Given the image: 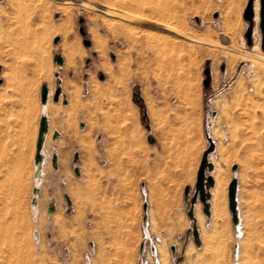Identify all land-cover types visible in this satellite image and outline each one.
Instances as JSON below:
<instances>
[{
  "label": "rangeland",
  "instance_id": "374dc122",
  "mask_svg": "<svg viewBox=\"0 0 264 264\" xmlns=\"http://www.w3.org/2000/svg\"><path fill=\"white\" fill-rule=\"evenodd\" d=\"M87 1L140 13L211 42L236 32L239 49L264 55L256 14L260 0H254L253 21L245 18L251 0ZM75 3L43 0L36 9L0 0V264H264V67L234 63L224 49L125 20L118 19L122 26L113 23L125 35L109 31L113 18ZM66 4L71 9H63ZM135 28L139 39L129 35ZM153 33L163 39H151ZM57 55L63 65L54 61ZM45 85L50 96L42 104ZM57 89L61 95L54 101ZM136 89L144 118L134 101ZM147 105L153 107L165 154L160 176L149 167L148 183L135 189L124 163L126 147L141 149L136 118L146 130ZM42 116L50 131L39 183L34 174ZM209 124L219 145L211 160L215 185L217 171L223 174L225 210L218 222L197 210L194 218L200 213L205 225L198 223L196 240V223L187 215L184 228L163 229V222L174 226L179 218L158 214L160 206L175 201L159 193L173 191L169 171L192 158L198 143L191 139L198 133L204 134L202 148L210 149ZM64 154H69L68 176L61 171ZM234 177L242 235H235L229 210ZM159 179L165 182L157 184ZM190 200L184 202L186 212ZM151 247L157 249L153 257Z\"/></svg>",
  "mask_w": 264,
  "mask_h": 264
},
{
  "label": "crops",
  "instance_id": "0c3cea01",
  "mask_svg": "<svg viewBox=\"0 0 264 264\" xmlns=\"http://www.w3.org/2000/svg\"><path fill=\"white\" fill-rule=\"evenodd\" d=\"M258 7V8H257ZM261 2H257L256 3V14L257 17L261 20ZM260 14V15H259ZM147 116L148 118H150L149 121V126L146 128H144L141 120L139 118H136V125H137V130L139 133H141V149L138 150L136 148V145H131L130 147H126V159H125V164H126V170H127V175L129 177V181L131 180L133 186L137 185H146L147 182V174H148V169L149 167L151 168V173L153 170V175H155L156 177L160 176L161 173V163H160V158L162 157V155L164 156L165 154V147H163V144L160 143L159 141V133L157 131V123L155 121V118L153 117L154 111H153V107L148 106L147 105V110H146ZM213 117H218V114L216 111H214L212 113ZM47 118V122H49L48 117ZM209 127L211 128V134H206V138L207 141L209 143L208 147H215V150L209 154L208 156V160L210 161V163H212L211 160V156L217 152L218 150V142L216 141V137H214L213 135V131L212 129L214 128L213 126H211L209 124ZM50 131V122H49V130ZM149 134H152L153 136H155L157 140V142H152V139H149ZM47 135V134H46ZM61 135V131H56L55 133H53V136L55 138V140L59 139ZM46 140V139H45ZM151 141V142H149ZM203 141H204V134L198 133L196 135V137H194L193 139H191V142L196 144L198 143V145L196 144L195 151L191 152V157L192 158H188L187 161H184L182 165H175L173 166V172L169 171V175H173L174 178L173 180L176 182L175 187L172 189V192H160L159 194H164L166 196L161 197L163 200L168 199V200H174L170 203H168V206L164 208V206H160V211L158 212V214H165V215H177V217L179 218V221L177 223H174V226H169L171 225V223L168 222H163L164 225H167V227H164L163 229H180V228H184L186 226V215L188 216L189 211L191 209H193V214L195 215V213L197 212V210L199 209L200 211H202L204 213V203H201V201L199 200V198L195 201V204H192V200L195 197V195L197 194V189H196V185L199 179V172H200V168H201V164H202V159L204 154L208 151L205 147L202 148L201 145H203ZM37 154V152H36ZM56 157V165L59 168V162L61 160V157L59 156V154L53 155L52 156V163H53V157ZM64 157L66 158L63 163H62V174H64L65 176H68V174L70 173V170L68 169V164L67 159L69 158V154H64ZM36 158V155H35ZM214 168L211 171H206V175L207 177H213L214 179V185L211 186L210 189V193H211V200L209 201L210 203V211L212 213V217H213V211H214V200H213V195H214V191L216 190V186L218 183L221 182L222 178H223V174H221V170L217 171V183L215 185V175L213 174L216 171V164L212 163ZM36 165V164H35ZM237 167V166H234ZM233 167V168H234ZM76 172H78V170H76ZM35 175V174H34ZM65 179H67V177H65ZM68 180V179H67ZM157 182V184H161L163 183L164 180L159 179V180H155ZM165 182V181H164ZM70 183V180L68 181V184ZM68 184L66 185V188L68 189ZM134 189V190H135ZM189 189V193L188 195L186 194V191ZM223 192V191H222ZM158 194V195H159ZM222 195L223 193H221V200L223 203V199H222ZM136 197V196H135ZM188 198H191L190 200V208L188 210V212L185 211V200H187ZM136 200L139 201V199L136 198ZM224 204L223 203V208H224ZM145 209L146 207L149 209V211L152 209L151 205H144ZM167 209V210H166ZM205 214V213H204ZM199 215V217H198ZM200 213L197 214V218H195L194 220L190 217V220L194 221L196 223V226L200 225V223L202 222V220L204 221V225H205V218L204 217H200ZM206 215V214H205ZM211 215V214H210ZM202 216V215H201ZM207 216V215H206ZM210 217V216H207ZM204 218V219H203ZM214 221L215 217H213ZM201 226V225H200ZM171 227V228H170ZM202 227V226H201ZM138 246V245H137Z\"/></svg>",
  "mask_w": 264,
  "mask_h": 264
},
{
  "label": "water",
  "instance_id": "95a60500",
  "mask_svg": "<svg viewBox=\"0 0 264 264\" xmlns=\"http://www.w3.org/2000/svg\"><path fill=\"white\" fill-rule=\"evenodd\" d=\"M71 1L82 2V3H84V5L86 7H89L90 9H92L94 11L97 10L99 12H102L108 16L111 15V16L117 17V18H122V16H123V14H121L118 11L108 9L105 6L98 5L96 3L93 4L87 0H71ZM260 2H261V11H260L261 23H260V27L263 29V34H264V0H260ZM253 3H254V0H251L248 8L245 11V18L248 19L249 21H253V19L255 17V14L253 11ZM132 22H134L136 24H141V25H144V26H147L150 28H155L157 30H160V31H163L166 33L169 32V33L174 34V35H176L182 39L185 38V39L190 40V41L195 42V43H200V44L211 46V47L216 46V47H219V48L224 49V50L228 49V50L233 51V49L231 47H228L227 45L225 46L222 44H218L214 41L211 42L209 40H206V39H203L200 37H194V36H192L188 33H185L183 31L181 32V31L175 30V29L170 28V27L167 28V27L159 25L155 22L152 23V22L144 20V19H135ZM251 33H252V30H250L249 34L247 35L248 43L250 46L252 45ZM263 43H264V39H263ZM262 48L264 50V44H263ZM54 61L60 65H63V63H64V59L60 55L55 56ZM205 73L207 74V79L204 81V87L209 88L210 84H211V77H210L209 70H207ZM0 83H1V81H0ZM41 93H42V104H46L47 100L49 99V96H50L49 89L46 85L42 87ZM55 93L56 94H55L54 101H58L60 98V95H61L60 89H57ZM40 122H41L40 123V130L38 133V141H37V146H36V151H37L36 158H35L36 164L42 163L44 160V154H43L42 150H43V145H44V142L46 139L45 135L48 133V130H49V122H47V118L45 116L41 117ZM214 150H215V147L212 146L203 156V159H202L203 161L201 164L200 172L198 174L199 179H198V182L196 185L197 194L195 195V197L192 200V204H195V201L198 198L201 201V203H204V213L207 216H210V214H211V211H210L211 205H210L209 201L211 200L212 197H211V193H210L209 188L214 185V179L211 176L207 177L206 171H208V170L211 171L214 168L213 164L210 163V161L208 160L209 154L212 153ZM53 165H54V168L57 169L55 156L53 157ZM236 169H237V167L233 168L234 171ZM228 188H229V194H228L229 210H230L231 216L233 217V222L237 223L239 221V216H238L239 202L237 201V195H238L239 188H238V179L236 177H234L232 179ZM188 193H189V189L186 191L187 195H188ZM188 217L192 218L193 220L195 219L194 214H193V209H191L189 211ZM193 232H194L195 239L198 240L199 239V232H198V228L196 225L193 226Z\"/></svg>",
  "mask_w": 264,
  "mask_h": 264
},
{
  "label": "bare ground",
  "instance_id": "6f19581e",
  "mask_svg": "<svg viewBox=\"0 0 264 264\" xmlns=\"http://www.w3.org/2000/svg\"><path fill=\"white\" fill-rule=\"evenodd\" d=\"M7 2H8V4H11V5H15V6H23L24 5V7H25V5H26V7H27V5L28 6H33V7H35L36 9H38V7L36 6V5H39V4H41V2L43 1V0H38L37 2L39 3V4H37L36 2H33V0H6ZM35 1V0H34ZM73 2H77V1H73ZM68 3H72V2H68ZM70 4H66V6H63V9H65V10H69V9H71V7H70ZM76 4V3H75ZM77 4H79V5H83V6H85L84 5V3H82V2H77ZM76 4V5H77ZM72 5V4H71ZM23 7V8H24ZM40 7V6H39ZM105 7L106 8H108V9H112V10H115V11H118V12H120L121 14H123V16H122V18H117V17H113V16H108V17H111V18H113L114 20H111V21H109L110 22V27H109V31L110 30H114V31H119L120 33H122L123 35H125V33L123 32V30H119V29H116L115 30V27H114V24L113 23H116L117 25H123V24H119V22L118 21H120V20H122V22H124V20L125 21H128V22H130V23H133V24H135V25H141V24H136V23H134V22H132L133 20H135V19H144V20H147V21H150V22H155V23H157V24H159V25H162V26H164V27H170V28H173V29H175V30H178V31H183V32H185V33H188V34H190V35H192V36H194V37H198V35L196 36L195 34H193V33H191V31H188V30H186V29H184V28H182V29H177L176 27H173V26H171V25H167V24H163V23H161V22H158V21H155V20H151V19H149V18H147L146 16H144L143 14H137V13H131L130 11H127V10H124V11H120V10H118V9H116V8H114V7H112V6H106L105 5ZM13 8H15L14 6H13ZM21 8V7H20ZM29 8V7H28ZM62 8V7H61ZM258 8V7H257ZM40 9V8H39ZM26 10H27V8H26ZM15 11V10H14ZM18 11V10H17ZM16 12V11H15ZM20 12V11H19ZM101 14H104V13H102V12H100ZM105 15V14H104ZM107 16V15H106ZM116 19V20H115ZM118 19H120V20H118ZM144 26V25H143ZM236 33V32H235ZM235 33H233L232 34V36L230 37V36H227L226 37V39H223L221 42H218V41H216V43H218V44H222V45H227L228 47H231L232 49H233V51L232 50H228V49H226V51L230 54V58L232 59V61L234 62V63H237V62H239V61H241V60H246V61H251V62H253L254 64H256L258 67H264V55L263 54H261L260 53V51H255V52H248V51H246V50H243V49H239L238 47H237V45L235 44V40H236V37H237V34H235ZM139 34H140V32L138 31V29H132V31L130 32V36L133 38V39H139ZM154 38H158V39H163V37L161 36V34H159V33H153L152 35H151V39H154ZM200 38H202V37H200ZM183 39H185V38H183ZM203 39H206V38H204L203 37ZM187 40V39H186ZM207 40V39H206ZM191 44H194L195 42H192V41H190V40H188ZM197 44V43H196ZM200 44V43H199ZM209 47H211V46H209ZM211 48H213L214 50H216V49H219V47H216V46H213V47H211ZM53 113H55L54 111L52 112V115H53ZM56 114V113H55ZM57 114H58V112H57ZM56 114V115H57ZM54 116V115H53ZM44 160H45V156H44ZM44 160H43V162L42 163H38V164H36L35 166H36V171H35V175H34V178L37 180V181H39V183H41L42 181H43V168H44V165H43V163H44ZM222 187H221V184L220 183H218L217 184V186H216V190L214 191V195H213V200H214V211H213V217H215V219H216V221L218 222V221H220V220H222V214H223V211L225 210L224 208H223V203H222V200H221V193H222ZM38 193V189H36L35 191H34V194H36V195H38L37 194ZM238 201V200H237ZM37 201H35L34 203H33V211L36 213L37 212ZM239 208V207H238ZM51 212H53V209L51 210ZM238 216H239V210H238ZM242 224H241V218H240V216H239V221L237 222V223H234L233 222V231H234V233H235V235H242L243 234V231H242ZM239 237V236H238Z\"/></svg>",
  "mask_w": 264,
  "mask_h": 264
},
{
  "label": "trees",
  "instance_id": "16d2710c",
  "mask_svg": "<svg viewBox=\"0 0 264 264\" xmlns=\"http://www.w3.org/2000/svg\"><path fill=\"white\" fill-rule=\"evenodd\" d=\"M137 91H136V93H135V98H134V101L137 103V104H139V106L141 107V109H142V118H144L145 117V104H143V100H142V98H140V96H139V90L138 89H136Z\"/></svg>",
  "mask_w": 264,
  "mask_h": 264
},
{
  "label": "built area",
  "instance_id": "2783aa9c",
  "mask_svg": "<svg viewBox=\"0 0 264 264\" xmlns=\"http://www.w3.org/2000/svg\"><path fill=\"white\" fill-rule=\"evenodd\" d=\"M142 251H141V253L142 254H144V252H145V248L142 246ZM157 253V249L156 248H152L151 247V249L150 250H148V254L151 256V257H153V254H156ZM160 263V262H159ZM141 264V263H140Z\"/></svg>",
  "mask_w": 264,
  "mask_h": 264
}]
</instances>
